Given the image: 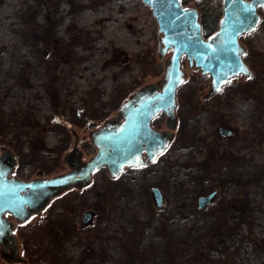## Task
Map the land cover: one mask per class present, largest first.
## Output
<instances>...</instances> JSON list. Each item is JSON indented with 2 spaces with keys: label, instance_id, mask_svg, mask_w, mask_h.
<instances>
[{
  "label": "rangeland",
  "instance_id": "obj_1",
  "mask_svg": "<svg viewBox=\"0 0 264 264\" xmlns=\"http://www.w3.org/2000/svg\"><path fill=\"white\" fill-rule=\"evenodd\" d=\"M184 2L208 12L218 4L216 13L221 10L220 0ZM258 13L257 26L239 36L250 44L249 62L250 51L261 52L251 78L230 77L202 101L209 75L187 66L182 56L185 74L177 87L176 122L167 147L154 160L115 177L100 166L86 187H70L51 197L13 230L19 257L26 251L27 234L34 258L50 260L54 246L57 264H171V252L158 248L164 235L177 234L191 245L175 264H264V247L252 246L254 237L264 238V7ZM45 15L54 23L51 29L41 25ZM157 34L156 19L141 0H0V116L6 123L0 150L19 147L21 152L19 158L14 152L12 173L32 178L41 160L58 161L56 170L42 175L63 170V154L73 144L83 158L91 155L95 147L88 130L115 114L133 90L161 76L169 50L157 56ZM242 80L251 82L250 91L236 89ZM50 87L56 91L54 100ZM23 109L44 125L48 151L37 159L24 156L32 129L27 132L12 119ZM84 114L87 119L79 123L75 115ZM219 124L233 134L218 135ZM152 125L165 127L162 111ZM214 141L233 159H216ZM153 186L159 189L160 205ZM209 187L218 191L205 209H216L217 200L237 198L248 209L244 220L235 211L226 217L229 229L223 242L228 254L220 252L214 229L206 223L209 217L195 209L197 195ZM91 210L90 222L81 224L83 213ZM0 264L24 263L0 256Z\"/></svg>",
  "mask_w": 264,
  "mask_h": 264
},
{
  "label": "water",
  "instance_id": "obj_2",
  "mask_svg": "<svg viewBox=\"0 0 264 264\" xmlns=\"http://www.w3.org/2000/svg\"><path fill=\"white\" fill-rule=\"evenodd\" d=\"M147 4L157 24L158 57L169 50L163 71L156 81H147L133 90L118 106L115 114L90 128L87 132L94 152L82 157L73 144L63 154L66 168L52 174L26 179L13 174L16 165L14 152L7 146L0 150V247L16 254V239L12 233L13 220L21 222L38 212L51 197L70 187H81L91 181L92 174L104 166L110 177L124 166L152 160L167 145L171 128L176 121L175 90L183 79L180 66L183 56L187 66L209 75L208 92L218 90L231 76L250 75L251 70L242 59L243 45L238 35L252 30L259 21L258 8L264 0H220L221 14L216 28L207 36L201 33L199 10L194 4L181 0H141ZM243 69L247 71H242ZM160 111L164 114V129H156L151 120ZM264 147V144H263ZM157 205L161 195L157 186L151 187ZM213 191L197 196V207L208 203ZM7 214L13 218L7 217ZM93 210L86 211L82 223L90 221Z\"/></svg>",
  "mask_w": 264,
  "mask_h": 264
},
{
  "label": "trees",
  "instance_id": "obj_3",
  "mask_svg": "<svg viewBox=\"0 0 264 264\" xmlns=\"http://www.w3.org/2000/svg\"><path fill=\"white\" fill-rule=\"evenodd\" d=\"M181 3H184V0H181ZM215 3L217 4V2ZM218 6L219 5L217 4L215 8L213 7V11H209V12L205 10V8L200 7L199 20L201 24V30L204 35H207L210 32H212V30L216 26V20L218 18V15L217 13L215 14V12L219 10V8H217ZM49 21L50 19L45 15L44 16L45 24L42 23L41 25L43 27H46V25H49V29H51L54 23L53 22L49 23ZM42 33L43 31L40 32V35L41 37L44 38L45 35L44 33L43 34ZM249 89H252V88H249ZM47 91H48V95L50 99L54 100L56 96L55 89L50 87L47 89ZM12 119L21 123V125L25 126L28 129L27 132L29 131V129H32L31 136H29L30 139L28 140V144H27V152L25 153L24 156L37 159L36 156L39 153H44L45 151H48V149L45 147V143L42 138V131H43L44 125L39 124L27 109L15 111L12 115ZM75 119H77L79 123H82L84 120L87 119V115L84 114L81 117L78 115H75ZM5 127H6V123L3 121L2 117L0 116V132H3L5 130ZM14 152L18 154V158L21 157V152H20L19 147H15ZM57 163H58L57 160H55V162L52 164L46 163L45 160H41L37 171H39L40 173L41 172L48 173L52 170H56ZM262 166H264V164H262ZM262 166L260 167L261 169L260 172H262L264 169V167ZM258 176L260 177L262 175H258ZM236 200H238V198L235 199V201H232V199L231 200H228V199L227 200H224V199L217 200L216 201L218 202L217 207L214 210L205 209V207L202 209H197L195 207L196 211L205 213L206 217H209V221H207L206 223L208 224V226L214 229L213 231L214 235L217 237V242L221 246L220 252H225L226 254L229 253V251L227 250V246L223 242V237H224L223 232L228 231L229 229L226 223V217L235 211L238 214V220L241 221V220H244L243 216L248 211V209L245 208V206H243L242 204H239L238 202H236ZM164 237H165L164 242L162 246L161 245L159 246L158 249L162 251H165V249H168V251L171 252L172 254L171 258L168 259V262L171 261L169 263L175 264L178 262L176 257L181 256L182 249L191 245L190 243H188L190 239H187L177 234L164 235ZM252 246L253 247L259 246L260 248L264 247V238L254 237ZM192 252H195V251H192Z\"/></svg>",
  "mask_w": 264,
  "mask_h": 264
},
{
  "label": "flooded vegetation",
  "instance_id": "obj_4",
  "mask_svg": "<svg viewBox=\"0 0 264 264\" xmlns=\"http://www.w3.org/2000/svg\"><path fill=\"white\" fill-rule=\"evenodd\" d=\"M180 3H181V1H180ZM181 4H186V5H190V4H187V3H181ZM196 6V5H195ZM198 10H199V13H200V9H199V7H198ZM215 14H216V12H215ZM219 16H220V14H221V10L217 13ZM219 16H218V18H219ZM218 18H217V20H216V26H217V21H218ZM259 19H260V16H259ZM200 21V20H199ZM258 23V22H257ZM201 25V24H200ZM216 26L214 27V29L216 28ZM256 26H257V24H256ZM255 26V27H256ZM254 27V28H255ZM253 28V29H254ZM213 29V30H214ZM212 30V31H213ZM250 31H252V30H250ZM250 31H247V32H242V33H240L239 35H238V41L243 45V47H244V52H243V54H242V59L244 60V62L247 64V66L249 67V69L251 70V73H252V70H253V63L254 62H256L257 60H258V58L256 59V57H257V55L258 54H261V52H259V51H254L253 53H252V51H250L251 53V55H250V57H249V59H250V62L248 61V59H246V51H247V48H249V45H247L248 43L247 42H243V41H240L239 40V36L241 35V34H243V33H248V32H250ZM201 33H202V35L203 36H207V35H209V34H207V35H204L203 34V32H202V30H201ZM184 70V69H183ZM184 74H185V72L183 73V79H182V81L184 80ZM204 74H206V73H204ZM234 76H243V77H246V76H249V75H246V76H244L243 74H241V73H239V74H237V75H234ZM231 77H233V76H231ZM230 78V77H229ZM228 78V79H229ZM227 79V80H228ZM209 81V80H208ZM246 80H242V81H240L239 83H238V85L236 86V89H238V90H240L241 92L242 91H250L251 89H249V88H251L252 87V85H251V82H249V83H247V82H245ZM226 82V81H225ZM224 82V83H225ZM223 83V84H224ZM207 84H208V82H207ZM223 84H221V86H220V88L218 89V90H215V91H212V92H208V90H207V86H206V88H205V90L202 92V94L199 96L200 97V99L202 100V101H204V99L206 98V97H208V96H210V95H212L213 93H215V92H218V91H220V89H221V87H222V85ZM176 92H177V89L175 90V106H176ZM237 92V91H236ZM258 95L259 94H256L255 93V98L257 99L258 98ZM175 116H176V113H175ZM154 118V117H153ZM152 118V119H153ZM217 118H218V120L220 121V123H223V121H224V118L223 117H220V116H217ZM176 122V121H175ZM151 125H152V120H151ZM153 126V125H152ZM154 128H156V129H164V128H158V127H155V126H153ZM173 128V127H172ZM172 128H171V137H170V139H169V141H168V143H167V145L170 143V141H171V139H172V136H173V132H172ZM216 130H217V133H218V135H220V136H223V138H228V137H230L232 134H233V129L232 128H230V127H227V126H225V125H223V124H219V125H217V128H216ZM219 138V137H218ZM217 138V139H218ZM216 139V141H218ZM216 142L214 141L213 143H212V145H213V148H214V150L216 151V154H215V157H216V159H219V160H221V159H233V156H231V155H228V154H230V152L229 151H227V150H221V149H219L218 147H216ZM263 144H264V142L261 144V146L263 147ZM167 145L165 146V147H167ZM164 147V148H165ZM158 155V154H157ZM156 155V156H157ZM141 158L143 159V160H145L143 163H141V164H139V165H134V166H124L123 167V169L120 171V172H122L125 168H133V167H138V166H141V165H145L147 162H149V161H152V160H154V159H152V160H146V158H145V154L142 152L141 153ZM106 172H107V170H106ZM119 172V173H120ZM118 173V174H119ZM117 174V175H118ZM108 175V174H107ZM116 175V176H117ZM110 177V176H109ZM115 177V176H114ZM87 185V184H86ZM86 185H84V186H81V187H75V188H82V187H86ZM210 191H213V194H212V197H211V199H210V201L214 198V196H215V194H216V192L218 191V189L216 188V187H214V188H207V191L206 192H204V193H200L199 195H204V194H207L208 192H210ZM199 195H197V196H199ZM209 201V202H210ZM196 205H195V207L197 208V209H202V208H204L205 206H202V207H197V197H196ZM208 202V203H209ZM207 204V203H206ZM94 211V210H93ZM85 213V212H84ZM84 213H83V215H84ZM7 217L8 218H10V219H12L13 220V218L10 216V214H7ZM83 217V216H82ZM92 217V216H91ZM91 220V219H90ZM90 222V221H89ZM20 223H22V221L21 222H16L15 220H13V225H12V233H13V230L14 229H16V228H19L18 226H19V224ZM42 224V223H41ZM81 224H83L82 223V218H81ZM13 235H14V237H15V239H16V244H17V247H16V249L18 248V245H19V243H18V238H17V236L15 235V232L13 233ZM25 235V237H26V239H27V242H25V244H26V246H27V248H26V251L24 252V256H22V257H19L18 256V254L16 253L15 255H12V256H9L8 254H9V251L7 250V249H2L1 247H0V256L1 257H3V258H5V259H7V260H9V261H12V262H15V261H23V263L24 264H57V259L58 260H60V258H59V256H57V251L55 252V249H54V246H53V248H50L49 250V254H51V258H50V260L48 259V258H45V257H43V259H41V257L39 256V257H37V258H34V256H35V251L31 248V246H32V243L31 242H29V240H31V239H29L30 237L29 236H27V234H24ZM23 236V234L22 235H20V238ZM38 245H40V246H43V247H41L40 249H42L43 250V248L45 247V245H42L41 243L40 244H38ZM51 246H52V244H50ZM32 251L34 252V253H32ZM38 252H40V250H38ZM133 255V254H132ZM54 261V262H52V261Z\"/></svg>",
  "mask_w": 264,
  "mask_h": 264
},
{
  "label": "snow or ice",
  "instance_id": "obj_5",
  "mask_svg": "<svg viewBox=\"0 0 264 264\" xmlns=\"http://www.w3.org/2000/svg\"><path fill=\"white\" fill-rule=\"evenodd\" d=\"M241 70H242V71H245V72L247 71L246 69H243V67H242V66H241ZM249 78H251V77L249 76Z\"/></svg>",
  "mask_w": 264,
  "mask_h": 264
}]
</instances>
